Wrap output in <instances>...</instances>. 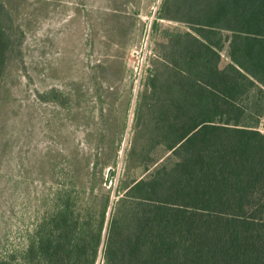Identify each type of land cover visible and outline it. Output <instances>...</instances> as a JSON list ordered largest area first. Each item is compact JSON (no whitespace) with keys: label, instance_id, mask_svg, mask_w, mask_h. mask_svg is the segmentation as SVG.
Instances as JSON below:
<instances>
[{"label":"trees","instance_id":"1","mask_svg":"<svg viewBox=\"0 0 264 264\" xmlns=\"http://www.w3.org/2000/svg\"><path fill=\"white\" fill-rule=\"evenodd\" d=\"M17 1L0 0V86L21 58ZM161 12L189 31L166 33L116 186L117 124L103 123L92 159L62 156L45 210L0 264H264V0H162ZM113 68H90L98 101L97 70Z\"/></svg>","mask_w":264,"mask_h":264},{"label":"rangeland","instance_id":"2","mask_svg":"<svg viewBox=\"0 0 264 264\" xmlns=\"http://www.w3.org/2000/svg\"><path fill=\"white\" fill-rule=\"evenodd\" d=\"M161 5L162 0L17 1L21 58L12 60L0 86V255L19 246L21 234L45 210L42 199L58 187L51 173L62 167V156L85 152L93 158L92 133L103 123L117 124L116 186L146 111L137 107L138 96L154 61L168 52L166 33L189 31L157 20ZM221 59L227 62V44ZM100 61H115L123 71L97 70L98 101L89 71ZM150 154L160 156L162 148ZM134 171L135 179L145 175Z\"/></svg>","mask_w":264,"mask_h":264}]
</instances>
